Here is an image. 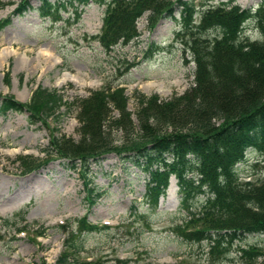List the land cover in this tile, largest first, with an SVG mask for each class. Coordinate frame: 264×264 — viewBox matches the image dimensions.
<instances>
[{
    "label": "rangeland",
    "instance_id": "1",
    "mask_svg": "<svg viewBox=\"0 0 264 264\" xmlns=\"http://www.w3.org/2000/svg\"><path fill=\"white\" fill-rule=\"evenodd\" d=\"M29 1L30 8L13 14L20 0H0V19L11 17L0 29V98L11 96L26 103L41 86L63 96L66 106L45 124L30 123L27 111L0 112V264H71L59 258L72 233L80 245L76 256L81 260L118 255L137 258V264H242L240 248H264V233L248 234L229 243L226 254L212 263L206 255V241L188 243L171 230L186 215L180 208L182 198L174 176L158 206L152 208L143 201L148 173L142 167L110 153L92 162L83 179L63 157L55 155L54 148L47 147L52 132L78 139L77 102L104 91L101 88L107 85L112 86L111 98L123 99L134 117L150 96L169 100L193 84L195 65L174 39L182 25L179 9L173 17L159 18L153 28L148 27L149 13L145 12L136 23L139 36L105 52L92 39L102 24L103 3L48 0L54 4L52 14L60 16L50 21L39 15L40 0ZM190 1L198 10L210 5L207 0ZM233 4L234 9L254 13L264 0H233ZM240 37L264 42L251 19L244 22ZM128 65L129 70L119 75ZM245 157L237 164L241 180L255 172L253 177L264 179V154L249 149ZM23 160L41 165L24 172ZM87 182L100 194L93 203L86 199ZM203 200V195L197 196L191 208ZM83 215L96 227L88 230L77 223ZM64 222L66 231L58 227ZM106 224L108 228H102ZM16 228L27 232L14 238Z\"/></svg>",
    "mask_w": 264,
    "mask_h": 264
},
{
    "label": "trees",
    "instance_id": "2",
    "mask_svg": "<svg viewBox=\"0 0 264 264\" xmlns=\"http://www.w3.org/2000/svg\"><path fill=\"white\" fill-rule=\"evenodd\" d=\"M207 1L208 8L200 10L190 0L106 1L102 30L96 36L105 51L137 37L136 23L145 12L149 13L148 27L153 28L159 18L173 17L179 9L182 26L176 37L195 65L194 82L169 100L150 96L141 102L134 117L123 99L111 98L112 86L107 85L101 88L103 93L93 92L77 102L81 122L78 139L52 132L47 147L54 148L55 155L63 157L83 179L88 177L90 164L109 153L142 167L148 173L144 200L152 208L174 175L182 193L181 204L187 209L174 231L188 243L206 241L207 258L214 263L226 254L232 241L264 233V179L253 177L255 172L247 175L248 180H241L237 171L249 149L264 154V42L240 37L244 22L250 19L264 35V6L253 13L251 9H234L233 0ZM45 6L50 8L43 1L42 16L49 15ZM27 7L28 2L22 0L14 12L21 13ZM9 22V18L0 20V29ZM62 106H66L63 96L41 86L31 92L26 103L11 96L0 98V112L27 111L30 123H47ZM40 165L35 160L21 161L24 172ZM86 186V197L94 202L99 194L90 182ZM199 195L204 200L190 209L191 201ZM80 223L88 230L94 228L84 219ZM73 235L64 244L67 250L60 262L106 263L102 258H78L80 245ZM239 259L242 264H264V248H240ZM131 263L137 264L120 258H114L113 264Z\"/></svg>",
    "mask_w": 264,
    "mask_h": 264
}]
</instances>
